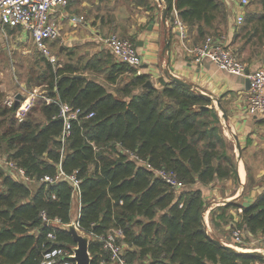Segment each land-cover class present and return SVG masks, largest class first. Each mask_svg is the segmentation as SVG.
Masks as SVG:
<instances>
[{
  "label": "trees",
  "instance_id": "obj_1",
  "mask_svg": "<svg viewBox=\"0 0 264 264\" xmlns=\"http://www.w3.org/2000/svg\"><path fill=\"white\" fill-rule=\"evenodd\" d=\"M135 1L152 8L150 0ZM164 1L169 15L173 6L178 10L195 43L208 35H223L220 25L227 23L228 14L222 0ZM259 8L246 14V42L264 33V0H259ZM52 40H47L48 46ZM104 50L113 60L107 81L116 84L121 74H132L115 91L84 75L79 63L58 59L54 66L41 53L44 67L36 84L46 85L52 100L37 99L22 121L15 116L14 104L0 103V155L31 177L26 181L0 161V264H41L50 244L49 230L56 232L59 242L76 244L54 223L72 219L73 183L67 177L41 180L54 177L59 167L79 180L80 227L98 237L118 232L127 264L264 261L263 255L219 245V238L207 230L203 187L238 179L232 143L213 99L171 77L153 82L150 73H138ZM87 65L102 70L95 61ZM148 80L153 85H146ZM59 101L82 110L70 120L64 143ZM91 111L94 114L85 117ZM161 172L180 184H170ZM42 211L50 223L42 219ZM210 217L215 228L228 224L247 236L264 235V191L247 204L231 200L214 207ZM98 237L90 242L91 264H110Z\"/></svg>",
  "mask_w": 264,
  "mask_h": 264
},
{
  "label": "crops",
  "instance_id": "obj_2",
  "mask_svg": "<svg viewBox=\"0 0 264 264\" xmlns=\"http://www.w3.org/2000/svg\"><path fill=\"white\" fill-rule=\"evenodd\" d=\"M222 1L227 8L228 20L227 23L220 25V31L226 36V42L235 54L240 59H243L250 71H254L264 64V58H260L258 55H249L248 49H246L247 46L244 43L236 46L242 37L240 35L241 29L238 28L242 24L236 22V16L243 14L244 18L246 17L247 4H243L241 0ZM98 4V1L95 4L94 0L91 4L85 2L83 6L87 7V14L84 15L77 12L76 0H68L66 7L62 9L61 13L56 15L58 23L59 21L62 22L61 30L65 29V34L62 32V38L60 37V39L62 42H66V46L69 47L67 59L62 57L65 61L80 62L78 66L81 67L82 73L89 76L91 72H94L87 65V62L92 58V54L96 53L97 56H104L99 50L107 48L103 43L102 35L108 31L109 26L118 27L125 25L127 26V31L131 34L130 36H133V33L137 34L133 37L135 43L141 41V45H137L143 59L140 67L141 72L150 73L152 81L157 83L159 78L169 80V74H173L189 83L191 87H194L199 92L211 97L213 103L214 98L218 97L226 111L227 118L222 120L223 130L225 134L233 136L235 146L238 140L240 142V155L237 158L238 179L218 180L203 187L207 199L206 210H208L205 221L208 232L212 234L216 229L210 217L212 208L224 205L225 200L247 204L264 191V182L259 181L246 192L249 179L256 182V180L264 178V114L251 116L247 113L249 89L246 86V77L220 69L209 59H204L201 64L196 63L186 49L180 37L179 29L174 24L171 15L167 14L166 20L163 21L161 14L163 5L159 0L152 1V8L132 3L131 6L136 11L134 16L133 14L124 13L122 9H120V14L117 15L118 8H112L110 11L116 15L111 17V21L104 18L101 2ZM139 9H141V16L137 19ZM5 32L8 40L11 39L12 33H18L20 34V43L28 39L33 41L31 36L21 27L6 26ZM168 41L169 46L163 52ZM185 41L186 45L195 44L188 31L187 40ZM85 44H89L91 48L86 47L83 54L91 55L81 65L80 57L76 55V52L79 47H84ZM112 58L118 61L113 54ZM112 61H109V65L106 66L109 70ZM126 73L129 74V72L124 74ZM106 75H104L105 79ZM19 92L24 94L23 92H27V88L23 86L14 94ZM256 163L258 168L253 166ZM249 171L251 172L250 175ZM75 203H77L76 200H74ZM225 228H228V224H226ZM227 237V232L223 231L222 235L217 238L225 242ZM261 241L264 243V235H261Z\"/></svg>",
  "mask_w": 264,
  "mask_h": 264
},
{
  "label": "built area",
  "instance_id": "obj_3",
  "mask_svg": "<svg viewBox=\"0 0 264 264\" xmlns=\"http://www.w3.org/2000/svg\"><path fill=\"white\" fill-rule=\"evenodd\" d=\"M243 4H248L249 0H241ZM68 0H0V33H6L5 27H21L27 34L31 36L33 42L37 45L43 55L48 60L57 66L58 58L50 52L47 40L56 39L60 35V27L57 21V16L66 7ZM174 24L178 27L180 37L184 42L186 49L192 55L196 63H202L204 59H209L220 69L229 73L248 77L250 79V88L247 102V113L251 116L264 114V64L254 71H250L247 64L240 59L230 45L226 42V36L223 34L220 38H215L208 35L201 42L186 45L187 28L181 20L178 10L173 6L171 11ZM244 15L236 16V22L242 24ZM104 45L113 53L118 61L124 62L132 67L137 68L138 73H141L140 67L143 59L138 51L136 43L130 39L120 36L117 33H110L103 38ZM24 98L16 106L15 116L19 121L24 120L29 111L32 109L37 100L38 93L36 90L23 92ZM15 95L8 97L4 102L11 106L15 103ZM47 102L52 99L47 95L43 97ZM60 113L59 116L64 120V129L62 142L70 134L72 118H76L82 112L80 108H74L67 102L59 101ZM94 113L91 111L85 115L90 117ZM0 161L4 162L9 169L22 176L26 181H31V177L26 174L23 167L17 166L11 160H4L0 155ZM167 182L170 184H180L170 175L161 172ZM62 177H67L74 185L76 192L74 200L80 205L77 191L79 189V180L75 174L67 175L61 167L58 174L54 177L46 175L41 178L42 181L55 182ZM41 217L47 223L50 219L46 216L45 211H42ZM55 224L59 221L55 219ZM92 238L98 236L92 232ZM232 238L235 243H239L243 236V230L239 227L232 229ZM49 245L43 250L41 264H76L73 259V245H67L59 242L57 234L54 230H49L46 234ZM102 243V247L109 254L110 264H127L124 256L125 246L120 242L119 234L116 231H110L106 235L98 237ZM235 247V246H234ZM237 248V247H236ZM241 249V248H240ZM259 250V249H258ZM104 264H109L103 261Z\"/></svg>",
  "mask_w": 264,
  "mask_h": 264
},
{
  "label": "rangeland",
  "instance_id": "obj_4",
  "mask_svg": "<svg viewBox=\"0 0 264 264\" xmlns=\"http://www.w3.org/2000/svg\"><path fill=\"white\" fill-rule=\"evenodd\" d=\"M92 1L93 0H78V1L76 0L77 12H79V14L86 15L87 7L85 8L83 4L85 2H88L91 4ZM94 1H95V4L97 3V1L99 4L101 2L100 5L104 13V18H106L108 21H111V17H114V15H116L114 12L110 11L112 8H116V7L118 8L117 15L120 14V9H122V11L126 14L127 13L133 14V16L136 13V11H134V9L131 6L132 3L137 4L135 0H94ZM152 1L153 0H150V3H152ZM259 9H260L259 0H249L247 4V13L250 11H259ZM140 10L141 9H139L138 11L139 16H137V19L138 17L141 16ZM58 24L60 27V35L58 36L57 39H53L50 42L49 49L51 53L56 55V57L59 59V62L63 63L65 62V59H67L66 56L69 54V47L66 46L67 45L66 42H62V40L60 39V37L62 36V32L63 34H65V29L61 30L62 29L61 21H59ZM246 27H247L246 22L241 27H238L241 29L240 35L242 37L240 39L241 41H239L238 44H236V46L240 45L241 43H244L247 46L246 49H248L249 55H252V56L258 55L260 56V58H264V33H261V34L257 33L256 35L252 36L251 38L252 40L246 43L247 38L249 37V32L245 34L246 29H248ZM126 28L127 26L125 25H121L118 27L109 26L108 31L102 35V38H104L110 33H117L122 37L128 38L130 40H134L133 37H135V35L137 34L133 33V36H130L131 34H129ZM7 37H8L7 33H0V93L2 94V96L0 97V103L3 104L4 101L8 97L13 96V94L16 91L20 90L21 87L23 86L27 88V91L36 90L38 93L37 99L41 98L45 100L43 97L44 95H47L46 85L36 84L37 80L39 79L38 74L41 72V70L44 67L43 62L40 59L42 57L41 51L39 50L37 45L30 39L20 43L19 42L20 34L18 33H12L10 40H8ZM23 39L26 40L25 38ZM86 47L91 48L89 44H85L84 47L82 46L79 47L78 51L76 52V55L80 57L81 65H83L85 61L88 60V58L91 55V54L90 55L83 54L85 52ZM93 51L91 52L93 53ZM99 51L102 54H104V56L103 55L97 56L96 53H94L92 54V58L90 59V61H95L97 64L96 66L97 68H99L98 65H101L102 70L99 71L98 69L97 70L95 69L93 70L94 72H91V74H89V76L104 83L110 90L115 91L116 87H119V85L121 86L123 83H125V81L128 80L132 74L130 73L123 74L119 77L116 84H111V82L107 81L104 78V75L107 74V72L109 71V68L106 66L109 65L110 63L109 61H111L110 56H107V52L105 50L104 51L99 50ZM76 55L75 57H77ZM62 57L65 59H63ZM214 103H215L216 109L218 110L221 116L222 111L218 108L215 100H214ZM221 119L223 120L222 116H221ZM225 136L229 137L227 139L230 141V143H232L231 150L234 155L233 157L236 159V162H237V158L240 155L239 148L237 147V145L235 146V140L233 139V136H229V134H225ZM253 166L258 168L257 163L253 164ZM250 174L251 172L249 171V175ZM259 181L264 182V178L262 177L256 180V182L249 179V182L247 184L248 188L246 189V192L250 187H252L255 183H258ZM74 211H75V208L73 204L71 214L75 213ZM207 211L208 210H206L205 212V216L207 215ZM225 226L224 224L217 226L216 229L212 232V234L218 237L222 235L223 231H225L228 234L227 240H225L226 243L232 244L238 249L241 248V249H245L248 251L252 249H259L260 251L264 252V243L261 241V234H256V235L250 234L247 236L243 232L241 241L239 243H234L233 242L234 240L231 236L232 229L230 225H228V228H225ZM257 263L264 264V261L257 262Z\"/></svg>",
  "mask_w": 264,
  "mask_h": 264
},
{
  "label": "water",
  "instance_id": "obj_5",
  "mask_svg": "<svg viewBox=\"0 0 264 264\" xmlns=\"http://www.w3.org/2000/svg\"><path fill=\"white\" fill-rule=\"evenodd\" d=\"M159 1L163 5L161 14H162L163 21H165L167 14H168V8H167V5H166L164 0H159ZM172 20H173V17H172ZM136 45H141V41H137ZM168 46H169V41L165 45L163 52L166 51ZM169 75L174 81L181 83L185 86L191 87V85L189 83L180 79L179 77H177L173 74H169ZM146 85H153V83L151 80H148ZM246 86L248 89L250 88V79L248 77H246ZM23 98H24V94H22L20 92L16 93L14 105L17 106L20 103V100ZM214 100H215L218 108L222 111L221 116L226 119L227 114H226V111H225L220 99L218 97H215ZM236 145L238 148H240L239 140L236 142ZM229 201H231V200H225L224 203H227ZM74 205H75V207H74L75 213L72 214L71 221L69 223H58L57 227L68 231V233L71 235L73 241L76 243L75 245H73V250H74L73 259L76 261V264H91L92 255H91V252L89 250V246H90V242L92 240V236H91L90 232L84 231L80 227V224H79L80 205L78 203H75ZM215 242L218 243L219 245H222V246L228 248L229 250H232V251H243V252H247V253H251V254H255V255H263L264 256V252H262L258 249H252L249 251L245 250V249H238V248L234 247L232 244H228V243L221 241L219 239H215Z\"/></svg>",
  "mask_w": 264,
  "mask_h": 264
}]
</instances>
